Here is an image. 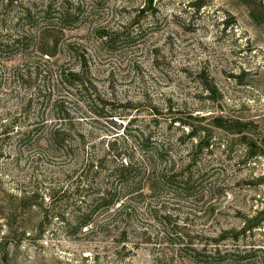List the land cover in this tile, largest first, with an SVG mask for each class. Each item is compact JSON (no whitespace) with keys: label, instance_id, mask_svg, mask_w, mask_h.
I'll list each match as a JSON object with an SVG mask.
<instances>
[{"label":"rangeland","instance_id":"374dc122","mask_svg":"<svg viewBox=\"0 0 264 264\" xmlns=\"http://www.w3.org/2000/svg\"><path fill=\"white\" fill-rule=\"evenodd\" d=\"M259 1L264 7L253 0L250 11ZM7 2L0 0V264H264V223L247 230L256 222H246L264 208V155L251 157L264 152V19L251 18L240 0H154L145 11L144 0ZM48 5L50 23L40 16L35 27L16 26L22 9ZM59 10L76 21L61 28ZM41 36L47 49L57 39L53 57L38 50ZM82 58L87 92L68 76L57 83ZM217 116L249 124L257 149L248 153L239 137L206 125ZM182 123L204 135L190 138ZM56 128L65 142L51 140ZM124 128L143 133L150 153L138 154ZM154 147L167 150L161 160L150 159ZM125 150L132 164H154L159 181L165 166L178 175L154 194L104 205L98 192L112 179L83 167L124 164L114 156ZM32 192L34 200H23ZM49 192H57L54 208ZM85 216L90 224L80 228Z\"/></svg>","mask_w":264,"mask_h":264},{"label":"trees","instance_id":"16d2710c","mask_svg":"<svg viewBox=\"0 0 264 264\" xmlns=\"http://www.w3.org/2000/svg\"><path fill=\"white\" fill-rule=\"evenodd\" d=\"M243 5L245 7H247V9L249 10V16L253 19H256L258 21H263L264 19V7L262 5V3L259 1L258 4L255 5V10L250 11V7H252V5L254 3H252L253 0H240ZM154 0H144V6L141 10H146L149 9L152 4H153ZM13 4L17 5L18 0H8L7 2V6L11 7L14 6ZM201 7V5H197V8ZM51 11V7L50 5L43 7L42 10H40L39 12H33L30 7L22 9L20 11V16L16 17L15 19V23L16 26H23L26 25L27 27L33 26L35 27L36 23H37V19L41 16V20L47 21L45 23H50V21H52V17L50 14ZM256 12V13H255ZM77 14L75 12L70 13L68 11H62L59 10L57 13V16L55 17V21L57 22L58 26H60L61 28H66L68 27V25L74 23L76 21V16ZM40 20V18H39ZM46 32V31H45ZM44 32H41V35ZM100 39H102V41L104 43H108L111 44L112 40L111 38L105 33L102 32V34L100 35ZM26 39V38H25ZM45 37L41 36V39L39 38L40 41V45L37 47L38 50L40 51V53L43 56L46 57H53L54 56V52L56 50L57 47V42H55L54 40H57L55 37H52V42H51V46L50 48L47 49V42H45ZM15 43H18V41L16 40ZM14 44V43H13ZM85 59H81V61L79 62L80 68L78 71H74V72H68V74H65L64 71H59L58 76H57V83H59V81H61L62 78H64L65 76H68L69 80V85L75 89H78L79 91H85L87 92V89L85 87V80H84V76H83V66H85ZM196 119V118H195ZM197 122H204V121H208L205 117H201L199 119H196ZM206 125H208L209 127H212L214 129L220 130L222 132H225L226 134L229 135H234L240 138L241 141H243L245 144V147L247 149V152L249 153V151L251 152L252 150L257 149V144L256 142H254L253 140H251L250 138H248L247 134L250 133V128H249V124L241 122V121H231L228 120L226 118L217 116V117H213L210 118L209 121L206 123ZM134 126L133 125V121H129L127 123V128H130ZM182 126L187 127L189 130V137L190 138H195L196 135H204V134H200L199 132H194V128L190 125V124H186V123H182ZM201 133H204L203 131V127L199 126ZM60 128H56L54 130H51L49 132V135L51 137V140L54 143H63L65 142L64 139L61 138V130H59ZM125 131V135L127 136V138H130L131 141L136 145L137 149H135L134 147L132 148L135 149L137 151L138 154L140 155H146L149 152V139L145 138L143 133L137 135L138 137L129 135V130L126 131V128L123 129V132ZM133 133H139L138 131V127L135 126L133 128V130H131ZM203 131V132H202ZM204 137V136H203ZM115 142L116 140H114L111 143L107 144V150L109 151L108 153H112V155H114L115 151L113 149V147L115 146ZM260 147L264 149V140H260ZM154 152L152 154H150V159H157L161 160L164 155L167 153L166 149H156V147L153 148ZM129 153H131L133 155V151L128 152L127 150H125L123 152V156H118L117 154L114 156L115 158H120V161H124V164L120 162L119 165L116 166H112L111 168L106 169V171L103 172L102 167L100 166L102 161L99 162V160H96L95 162L88 160L87 163L90 165H86L83 168H86V173L89 174L90 171H93V168L95 169L94 175H96L95 177H100V174H102L103 176H101V178H109L112 179L113 181V185H109L107 188L103 189L102 191L99 190L100 192H98V200L100 201V203H103L104 205L107 206H111V204L113 203L112 201H114L115 199H121V198H126L127 195H139L144 189H147L148 191H150V194H154L156 191H158V187L161 184H166L169 187L171 186V183L173 182V180L175 179L176 175H178V173H176L174 175V170H175V165H169L168 167L165 166V174H163V176L161 177L160 181L159 179L156 178V170H155V166L154 164H149L148 166L145 165L144 161H142V163H140L138 161V165L136 164H132V156L129 155ZM259 155H264V152H262V154H256L254 151L251 153V157H257ZM128 162V163H127ZM92 163V164H91ZM91 167V168H90ZM146 167V169H145ZM146 170H149L151 172V176H146L147 172H145ZM103 172V173H102ZM106 172V173H105ZM184 191H188L189 187H187V178L185 177L184 179ZM262 181H264V177L261 179ZM264 183V182H263ZM106 187V186H105ZM107 192H109V194L111 195V199L110 202L105 204L104 201H106L108 199L107 196ZM57 192H49L46 196L49 199V204L47 206H49V208H54L55 204H56V197L55 194ZM23 200H34L36 198V194L35 192H32L28 198L26 197H22ZM98 204V203H97ZM34 206V205H32ZM45 210V209H44ZM161 208L158 212H161ZM164 211V210H163ZM163 214V218L162 220L159 219V221H157V224L159 225V227H161L162 229V233H168L167 231L171 230L168 229V226H164L166 225V221L169 219V216L165 214V212H162ZM84 216V215H83ZM86 218V219H85ZM83 220L80 223V228H86L90 222L88 220V217L85 216L83 217ZM247 223H255L256 224H252L253 226L247 228V230H251L252 228H255L257 226H259L261 223H264V208L261 209L260 211H257L254 213L253 217H251L249 220L246 221ZM246 229H244L243 232H245ZM176 235V233H175ZM176 238V240L178 241H182L180 240V236H174Z\"/></svg>","mask_w":264,"mask_h":264}]
</instances>
